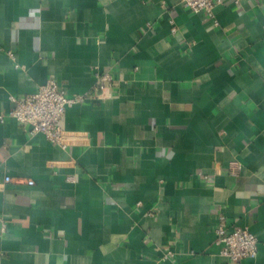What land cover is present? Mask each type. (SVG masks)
<instances>
[{"label": "crops", "instance_id": "obj_1", "mask_svg": "<svg viewBox=\"0 0 264 264\" xmlns=\"http://www.w3.org/2000/svg\"><path fill=\"white\" fill-rule=\"evenodd\" d=\"M97 71L113 95L67 109L66 147L0 124V264H264V0H0V114ZM220 216L257 258L221 255Z\"/></svg>", "mask_w": 264, "mask_h": 264}, {"label": "built area", "instance_id": "obj_2", "mask_svg": "<svg viewBox=\"0 0 264 264\" xmlns=\"http://www.w3.org/2000/svg\"><path fill=\"white\" fill-rule=\"evenodd\" d=\"M235 1L237 3L240 0ZM181 2L192 12L206 14L209 18L215 20V8L222 4L223 0H181ZM215 25H218V22L215 21ZM173 31L176 32V29H173ZM11 56L13 57V54ZM115 85L116 80L110 72L97 71L94 95H69L60 88L55 79L50 78L39 87L36 93L28 95L22 100L12 98L13 107L8 113L0 114V124H4L7 118H13L23 126H28L30 128L29 133L32 136L44 134L53 144L66 147V136L61 122L67 109L88 100L111 98L113 95L112 89ZM13 181L20 183L24 181L28 186H34L35 184L33 180L5 178L6 183H12ZM224 219L223 216H220L222 223L216 230L217 244L222 246L221 255L231 263L257 258L259 241L256 235L248 228L241 227L227 231L223 225ZM0 223L2 224L1 231L5 232L6 223L2 217H0ZM175 256L174 252L168 251L164 256V260L175 258Z\"/></svg>", "mask_w": 264, "mask_h": 264}]
</instances>
